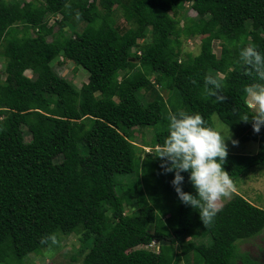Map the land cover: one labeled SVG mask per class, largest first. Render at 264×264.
<instances>
[{"label": "trees", "instance_id": "1", "mask_svg": "<svg viewBox=\"0 0 264 264\" xmlns=\"http://www.w3.org/2000/svg\"><path fill=\"white\" fill-rule=\"evenodd\" d=\"M189 38L201 39L198 55L183 48ZM245 47L264 51V0H0V264H26L71 234L81 235L82 264H261L240 243L263 233L264 209L235 195L206 227L161 168L168 129L146 145L152 154L134 141L165 119L171 92L172 113H199L213 129L217 114L259 143L257 154L227 155L232 187L264 167V125L254 131L245 93L264 80L240 60ZM59 59L88 83L59 76ZM208 76L222 100L208 94ZM162 198L172 207L160 216ZM155 242L158 251L144 248Z\"/></svg>", "mask_w": 264, "mask_h": 264}, {"label": "clouds", "instance_id": "2", "mask_svg": "<svg viewBox=\"0 0 264 264\" xmlns=\"http://www.w3.org/2000/svg\"><path fill=\"white\" fill-rule=\"evenodd\" d=\"M239 56L249 70L264 80V51L245 47ZM205 87L209 95L223 99L217 92L221 87L217 78L206 77ZM245 93L252 101L250 107L258 110L252 119L254 131L258 133L264 125V85L248 86ZM168 119V134L160 145L158 156L162 160L161 168L164 173H174L171 183L180 202L197 211L207 227L217 215V202L226 197L233 186L232 178L224 168L228 155L226 139L207 126L199 113H170ZM183 173H188V182L195 189V195L183 190Z\"/></svg>", "mask_w": 264, "mask_h": 264}, {"label": "rangeland", "instance_id": "3", "mask_svg": "<svg viewBox=\"0 0 264 264\" xmlns=\"http://www.w3.org/2000/svg\"><path fill=\"white\" fill-rule=\"evenodd\" d=\"M24 1V0H19ZM30 2L31 0H25ZM187 15L191 18H197L199 15L195 9L191 7V4H187ZM121 15V13H120ZM61 18V17H59ZM119 21L122 26H124L125 20L123 16H119ZM55 19H52L50 25H55ZM181 25H184V21H182ZM57 26L55 27V31H57ZM72 27H68V33L70 30L72 31ZM51 40V38H50ZM151 40L148 37V41ZM200 38H189L184 41L183 48L186 52H191L194 55H198L200 53ZM2 50V48H1ZM134 50L133 52H135ZM221 47L219 42H215L214 44V53L217 55L220 54ZM4 62L0 58V70L4 69ZM54 70L58 73L59 76L67 79L72 82L78 89H80L84 84L88 83L89 74L86 70L81 67L76 66L73 62L63 61L62 59L56 60L53 64ZM26 75L30 78L34 76L32 71H27ZM171 97V92L169 94L163 93V99L166 104V116L165 119L163 117L162 121L157 125L152 127H147L146 129H136L135 130V144L141 148L146 153H153V149L151 147H146V145H150L152 143L155 134L162 132L163 130L168 129V115L172 113L171 106H167V102ZM252 104L251 99L248 97V105ZM255 113H258L256 107H251ZM213 127L216 131L221 133L223 137L226 139L228 154H257L259 151V143L256 141H242L238 138L234 132L225 125L219 118L217 114L213 115L212 118ZM31 137L26 135V140L29 141ZM235 142V143H234ZM142 153L139 155L141 157V162L145 160L147 154ZM124 176H119V179ZM134 179V177L132 178ZM235 195H241L248 199L254 205L264 209V167H256L252 169L249 173L242 175L237 181L234 187H232L229 191V194L226 197L221 198L217 202V210L220 209L226 202L230 201ZM157 204V213L161 216L162 212L170 213V209L172 204L169 205L167 199H158ZM169 206V207H168ZM132 212V211H131ZM81 235L71 234L69 236L60 235L59 240L56 242V248L51 251H44L43 254L40 255H32L27 260L26 264H82V256L80 252L82 251V242L80 241ZM191 237L187 238V241H190ZM157 245V246H156ZM158 242H155L154 246H145L144 248L147 250L156 249L158 251ZM240 250L243 253H249L253 258L259 261L261 264H264V231L259 236L246 241L244 243H240ZM75 257V259H74ZM184 262H182L183 264ZM193 263V262H192Z\"/></svg>", "mask_w": 264, "mask_h": 264}]
</instances>
